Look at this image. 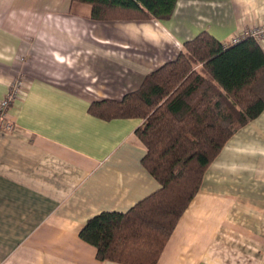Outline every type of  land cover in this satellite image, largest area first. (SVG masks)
<instances>
[{"label":"crops","instance_id":"obj_1","mask_svg":"<svg viewBox=\"0 0 264 264\" xmlns=\"http://www.w3.org/2000/svg\"><path fill=\"white\" fill-rule=\"evenodd\" d=\"M260 25L264 0H176L164 19L115 20L75 0H0V99L13 79L27 84L0 130V264H124L80 231L160 184L142 163L143 120L89 105L137 91L202 31L225 44ZM155 264H264V110L207 167Z\"/></svg>","mask_w":264,"mask_h":264},{"label":"trees","instance_id":"obj_2","mask_svg":"<svg viewBox=\"0 0 264 264\" xmlns=\"http://www.w3.org/2000/svg\"><path fill=\"white\" fill-rule=\"evenodd\" d=\"M75 1L89 4L98 20L164 19L176 2ZM183 46L137 91L89 105L88 111L104 120H143L135 130L146 147L142 163L160 184L128 211L101 212L86 221L80 237L101 260L155 264L207 167L228 139L264 110V52L254 38L224 47L202 31Z\"/></svg>","mask_w":264,"mask_h":264},{"label":"built area","instance_id":"obj_3","mask_svg":"<svg viewBox=\"0 0 264 264\" xmlns=\"http://www.w3.org/2000/svg\"><path fill=\"white\" fill-rule=\"evenodd\" d=\"M246 37L254 38L264 52V25L253 26L239 31L230 38L229 42L223 44V46L226 47L230 44L237 43L239 40ZM26 85V81L21 77L13 79L8 86L5 96L0 99L1 131H11L13 129V123L6 114L7 108L14 99L20 98L26 94Z\"/></svg>","mask_w":264,"mask_h":264}]
</instances>
